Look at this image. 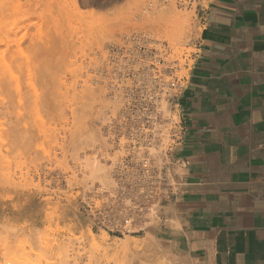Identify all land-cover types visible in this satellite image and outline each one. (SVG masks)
<instances>
[{
  "label": "rangeland",
  "instance_id": "rangeland-1",
  "mask_svg": "<svg viewBox=\"0 0 264 264\" xmlns=\"http://www.w3.org/2000/svg\"><path fill=\"white\" fill-rule=\"evenodd\" d=\"M74 4L0 0V264H171L144 233L98 230L85 200L110 182L106 120L145 97L116 78L156 51L187 76L196 0Z\"/></svg>",
  "mask_w": 264,
  "mask_h": 264
},
{
  "label": "crops",
  "instance_id": "crops-1",
  "mask_svg": "<svg viewBox=\"0 0 264 264\" xmlns=\"http://www.w3.org/2000/svg\"><path fill=\"white\" fill-rule=\"evenodd\" d=\"M160 224L171 264H264V0H196Z\"/></svg>",
  "mask_w": 264,
  "mask_h": 264
},
{
  "label": "built area",
  "instance_id": "built-area-1",
  "mask_svg": "<svg viewBox=\"0 0 264 264\" xmlns=\"http://www.w3.org/2000/svg\"><path fill=\"white\" fill-rule=\"evenodd\" d=\"M160 54L156 51L154 65L125 70L116 78V90L145 97L133 100L128 114L110 117L104 125L107 153L113 157L110 182L97 185L85 206L93 226L109 234L151 230L160 220L163 195L172 188L167 169L180 142L179 101L190 72L179 77Z\"/></svg>",
  "mask_w": 264,
  "mask_h": 264
},
{
  "label": "bare ground",
  "instance_id": "bare-ground-1",
  "mask_svg": "<svg viewBox=\"0 0 264 264\" xmlns=\"http://www.w3.org/2000/svg\"><path fill=\"white\" fill-rule=\"evenodd\" d=\"M108 1H110V0H108ZM74 2H75V7H76V9H78L79 8V4H78V0H74Z\"/></svg>",
  "mask_w": 264,
  "mask_h": 264
}]
</instances>
